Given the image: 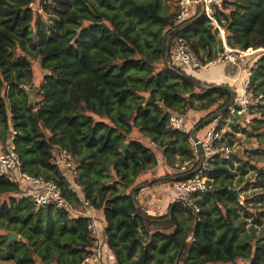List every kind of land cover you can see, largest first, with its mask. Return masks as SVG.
Returning <instances> with one entry per match:
<instances>
[{
	"label": "trees",
	"instance_id": "trees-1",
	"mask_svg": "<svg viewBox=\"0 0 264 264\" xmlns=\"http://www.w3.org/2000/svg\"><path fill=\"white\" fill-rule=\"evenodd\" d=\"M164 1L49 0L36 11L35 0H0V144L7 149L13 140L23 169L55 180L77 209L87 200L103 210L116 264H264V55L252 76L262 103L246 125L234 117L227 138L232 144L242 132L258 146L245 157L215 160L198 211L177 200L153 215L137 198L148 182L141 175L159 159L135 130L177 171L194 152L189 134L170 126V114L208 110L198 131L217 110L227 115L232 100L229 89L171 61L180 35L202 60L216 57L223 48L219 28L201 9L176 22ZM215 14L232 47L264 46V0H224ZM35 61L45 71L39 84ZM63 149L74 156L80 193L52 161ZM171 175L183 177L170 172L152 181ZM237 176L257 189L254 198L233 193ZM90 222L56 205H37L0 173L1 261L83 264L91 253Z\"/></svg>",
	"mask_w": 264,
	"mask_h": 264
},
{
	"label": "built area",
	"instance_id": "built-area-1",
	"mask_svg": "<svg viewBox=\"0 0 264 264\" xmlns=\"http://www.w3.org/2000/svg\"><path fill=\"white\" fill-rule=\"evenodd\" d=\"M223 1L176 0L175 20L176 22L187 20L198 9H201V13H204L215 27L223 30L215 14L216 6L221 5ZM222 44L223 48L216 57L204 61L194 53L188 39L180 35L171 55V61L184 69L190 66L210 69L224 62L235 63L241 68L239 89L235 99L227 105L228 114L224 115L221 112L216 115L202 134L199 131H194L196 128L185 115L175 112L169 116V124L172 128L189 134V141L194 152L193 157L184 161L176 171L183 174V177L176 178L173 184L179 194L177 200L185 202L197 211L200 208L196 199L211 186L212 179L207 175V171L218 157L236 155L233 145L227 142L226 123L232 122L234 117L239 122H251L252 111L259 103H262V95L256 96L255 94L252 76L258 67V60L264 55V46L240 49L227 44L226 40ZM244 59L246 61L242 62ZM236 114L242 115L244 118H238ZM52 161L61 169L63 176L71 182L72 186L81 189L80 185L76 183L79 171L71 152L67 149L60 150ZM0 173L8 176L12 181L18 182L23 193L31 196L37 205H56L74 215L90 217L91 222L88 228L91 234V253L85 258L83 264H107L108 247L104 227L98 221V210L89 201H83L80 209H77L66 199L61 186L55 180L25 171L13 140L10 141L8 148L0 154Z\"/></svg>",
	"mask_w": 264,
	"mask_h": 264
},
{
	"label": "crops",
	"instance_id": "crops-1",
	"mask_svg": "<svg viewBox=\"0 0 264 264\" xmlns=\"http://www.w3.org/2000/svg\"><path fill=\"white\" fill-rule=\"evenodd\" d=\"M172 1L176 3V0H165L163 9H165V6L167 7L168 4H171ZM171 12L172 13L174 12V6L172 7ZM218 37L222 40V42L228 40L227 32L224 28L223 30H220ZM218 49L220 51L221 47ZM244 61H246V59H244L242 62ZM240 69L241 68L235 63L224 62V63H219L210 69L196 68L194 66H190L186 68V71L205 82L216 83V84H229L232 87H234L236 91H238L239 80L241 77ZM185 116L187 117V115ZM206 127L199 129L198 130L199 133L202 134ZM148 144L151 145L152 148L156 151V146L153 143L148 142ZM236 155L239 156V152L237 150H236ZM158 159H159V164L156 167L141 175L139 180H148V182L142 185L141 190L137 196L141 205H143V207L150 214L153 215H160L166 213L169 205L172 202H174V200H177L179 195L178 191L174 188V185L172 186V184L169 183V181H165V180L158 182L152 181V179L158 176H162L163 171H165L164 169L165 162L161 152L158 154ZM167 169L170 170V167H167ZM76 190L79 191V193L81 191V189L77 187ZM97 217L99 223L103 227H105V219H104L105 217L103 210H98ZM107 264H116L115 256L109 248L107 254ZM216 264H225V263H216ZM238 264H249V263L246 260L243 261L241 260Z\"/></svg>",
	"mask_w": 264,
	"mask_h": 264
},
{
	"label": "rangeland",
	"instance_id": "rangeland-1",
	"mask_svg": "<svg viewBox=\"0 0 264 264\" xmlns=\"http://www.w3.org/2000/svg\"><path fill=\"white\" fill-rule=\"evenodd\" d=\"M32 6L34 7V9L36 11L40 10L41 0H35V2L33 3ZM173 6H174V10H175L176 3L174 1H172L171 4H168L167 7L165 6L164 12H166L168 14L172 13L171 12V9H172ZM196 68H202V67H196ZM34 71H35V81H36V84H39V83H41L42 78H43V75L45 73L44 69L40 66L39 61H35L34 62ZM207 113H208V110H204V111H194V110H191L186 115H187V118L191 121V123L194 126H196V124L198 123V121L202 117L206 116ZM253 117H254V115L252 116V118ZM246 124H247V122L245 123V121L242 123V125H246ZM225 131L228 134V138H230V134H229L230 132L229 131H231V132L233 131V127H232L231 121H229V122L226 123V125H225ZM135 135L141 136V138L146 143L150 142V139H148L147 137L143 136L142 134L140 135V133L138 132L137 129L135 130ZM233 139H234L233 140L234 142L232 143L233 148L239 152V156L240 157H245V153H246V151L248 149H253V148H255V147L258 146V141H256L255 139L249 140L248 139V136L246 134L242 133V132L235 133ZM4 149H5V147L2 144H0V153H2ZM156 152L159 154L161 151L158 148H156ZM167 167H169V166H167L165 164L164 165L165 171H163L162 175H170V172L171 173L172 172L173 173L176 172L172 167H170V170H168ZM252 173H253V170H250V172L247 174L246 178L249 179V177L252 175ZM239 176H237V177L234 178V180H233L234 181L233 182V185L234 186L233 187L234 188H237L239 190L240 200L245 201L248 198L249 199H251V197L254 198L256 196L254 193H256L257 189L254 188L252 186V184L250 182H248V180H244L242 183H239L238 182V177ZM174 180H175V178L171 175L169 177V179H167L165 181H169V183H171L172 186H173ZM252 203L257 204L256 201H253ZM253 211H256V210H253ZM0 264H14V263H12L11 261H1L0 260Z\"/></svg>",
	"mask_w": 264,
	"mask_h": 264
},
{
	"label": "water",
	"instance_id": "water-1",
	"mask_svg": "<svg viewBox=\"0 0 264 264\" xmlns=\"http://www.w3.org/2000/svg\"><path fill=\"white\" fill-rule=\"evenodd\" d=\"M226 43L229 44V41L226 40ZM220 47H221V45L218 44V48H220ZM217 85L229 89V90L231 91V93H232V100H231V101H233V100L235 99L236 94H237V91L235 90L234 87H232V86L229 85V84H217ZM150 99H152V98H150ZM35 101H36V97H35V96H32L31 99H30V105H31V107H33V108L35 107ZM221 112H222L221 110H217L216 112L210 114L207 118L204 119V121L202 122V124L207 123V122H211V121L216 117V115H218V114L221 113ZM236 117H238V118H240V117L244 118V116L239 115V114H236ZM196 129H197V128H196ZM196 129H195L194 131H196ZM126 148H128V143L125 144L124 149H126ZM231 190L233 191V193H234L238 198H240V193H239V190H238L237 188H231ZM130 194L133 195V190L130 191ZM133 198L135 199L134 196H133ZM176 201H177V200H174L173 204H174ZM10 236H11L12 239H18V235H17L16 233H14V232L10 233Z\"/></svg>",
	"mask_w": 264,
	"mask_h": 264
}]
</instances>
